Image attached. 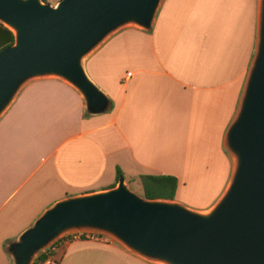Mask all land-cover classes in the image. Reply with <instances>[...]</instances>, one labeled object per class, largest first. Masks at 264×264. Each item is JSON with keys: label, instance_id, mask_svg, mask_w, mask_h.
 <instances>
[{"label": "crops", "instance_id": "0c3cea01", "mask_svg": "<svg viewBox=\"0 0 264 264\" xmlns=\"http://www.w3.org/2000/svg\"><path fill=\"white\" fill-rule=\"evenodd\" d=\"M257 15L258 0H162L150 31L124 28L84 60L111 101L101 115L86 116L82 97L60 80L24 86L0 118V264H11L7 245L45 209L112 188L117 169L139 185L141 175L173 176L174 201L184 205L188 190L200 195L186 207L209 210L232 171L224 136L254 54ZM52 253L51 264H148L97 238Z\"/></svg>", "mask_w": 264, "mask_h": 264}, {"label": "water", "instance_id": "95a60500", "mask_svg": "<svg viewBox=\"0 0 264 264\" xmlns=\"http://www.w3.org/2000/svg\"><path fill=\"white\" fill-rule=\"evenodd\" d=\"M162 0H0V24L14 36L0 50V118L28 83L57 79L83 99L87 115L111 101L83 62L127 27L150 31ZM232 160L227 186L205 212L149 200L124 177L110 189L56 201L13 241L11 264L71 233L91 232L156 264H264V0H258L256 46L234 118L224 136Z\"/></svg>", "mask_w": 264, "mask_h": 264}, {"label": "trees", "instance_id": "16d2710c", "mask_svg": "<svg viewBox=\"0 0 264 264\" xmlns=\"http://www.w3.org/2000/svg\"><path fill=\"white\" fill-rule=\"evenodd\" d=\"M47 2V0H42ZM14 41V36L10 30L0 24V50L11 45ZM87 116V114L85 113ZM120 177H124L121 170H116L114 187ZM141 196L149 200H170L173 201L177 188V179L169 175H141L139 176ZM82 234L81 238L85 237ZM53 253L50 254L52 256ZM48 256L41 252L35 258L33 264L37 261H45Z\"/></svg>", "mask_w": 264, "mask_h": 264}, {"label": "rangeland", "instance_id": "374dc122", "mask_svg": "<svg viewBox=\"0 0 264 264\" xmlns=\"http://www.w3.org/2000/svg\"><path fill=\"white\" fill-rule=\"evenodd\" d=\"M54 0H48V3H53ZM127 183V186L129 187V189L131 191H133L134 193H136L137 195L141 196V191H140V185L139 183L136 181V180H129ZM184 192L181 194V198L183 199V201L185 203H183L185 206L188 205V207L191 208V205L192 202L191 200H189L188 198L192 199L193 202H195V200L197 199V197H199L200 194H193L192 192L188 191V190H183ZM82 234H84L83 236L85 238H97L98 240H103V241H106V242H113V243H116L118 244L117 242H115V240H113L112 238L108 237V236H105L103 234H97V233H91V232H82L80 233V235L82 236ZM68 239H73V238H68ZM119 245V244H118ZM145 261V260H144ZM147 262L148 264H156V263H152V262H148V261H145Z\"/></svg>", "mask_w": 264, "mask_h": 264}, {"label": "built area", "instance_id": "2783aa9c", "mask_svg": "<svg viewBox=\"0 0 264 264\" xmlns=\"http://www.w3.org/2000/svg\"><path fill=\"white\" fill-rule=\"evenodd\" d=\"M73 238V239H68V238ZM81 238L80 233H71L68 235L63 236L61 239L53 243L51 246H49L47 249H45L43 252L48 256V258L45 261H37L36 264H51L54 260L53 257L50 256V254L58 247L63 242L71 241V240H76Z\"/></svg>", "mask_w": 264, "mask_h": 264}]
</instances>
